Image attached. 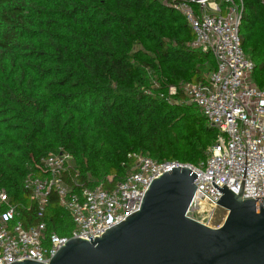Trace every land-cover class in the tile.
I'll return each instance as SVG.
<instances>
[{
	"label": "trees",
	"instance_id": "1",
	"mask_svg": "<svg viewBox=\"0 0 264 264\" xmlns=\"http://www.w3.org/2000/svg\"><path fill=\"white\" fill-rule=\"evenodd\" d=\"M166 1L0 0V189L23 205L26 225L37 217L24 178L50 153L71 154L89 188L121 182L130 153L193 166L205 159L218 132L166 94L204 82L215 62L187 46L193 33ZM243 3L241 46L263 89L264 0ZM44 221L60 237L74 226L55 194Z\"/></svg>",
	"mask_w": 264,
	"mask_h": 264
},
{
	"label": "built area",
	"instance_id": "2",
	"mask_svg": "<svg viewBox=\"0 0 264 264\" xmlns=\"http://www.w3.org/2000/svg\"><path fill=\"white\" fill-rule=\"evenodd\" d=\"M180 14L193 33L187 45L210 54L215 69L204 82H184L167 88L169 104L195 106L208 126L217 132L215 143L198 165L177 161L158 162L140 153L127 157L132 164L124 179L110 186L89 188L79 181L73 156L64 151L50 153L34 163L23 181L29 209H36L37 223L26 225L22 204L12 203L0 189V264L30 260L47 264L70 239L88 241L121 223L139 210L150 183L175 168H188L197 177L196 188L185 216L205 227L219 228L225 209L216 202L225 185L243 200L264 198V88L255 85L254 63L241 46L243 0H170L164 2ZM153 89L158 83L151 81ZM163 97V96H161ZM111 183L112 179L107 178ZM51 194L70 213L73 229L68 237L47 233L44 221Z\"/></svg>",
	"mask_w": 264,
	"mask_h": 264
},
{
	"label": "water",
	"instance_id": "3",
	"mask_svg": "<svg viewBox=\"0 0 264 264\" xmlns=\"http://www.w3.org/2000/svg\"><path fill=\"white\" fill-rule=\"evenodd\" d=\"M196 177L170 169L150 183L138 211L99 238L68 240L47 264H264V198L243 200L212 177L227 215L211 229L185 216Z\"/></svg>",
	"mask_w": 264,
	"mask_h": 264
},
{
	"label": "rangeland",
	"instance_id": "4",
	"mask_svg": "<svg viewBox=\"0 0 264 264\" xmlns=\"http://www.w3.org/2000/svg\"><path fill=\"white\" fill-rule=\"evenodd\" d=\"M187 45L189 44V43H186ZM180 83H184V82H180ZM179 83V84H180ZM226 215H227V213H225L224 211H218V215H217V218H223L224 216L226 217Z\"/></svg>",
	"mask_w": 264,
	"mask_h": 264
}]
</instances>
